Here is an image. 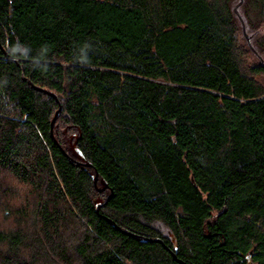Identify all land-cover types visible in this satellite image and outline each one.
Returning a JSON list of instances; mask_svg holds the SVG:
<instances>
[{
	"label": "trees",
	"instance_id": "obj_1",
	"mask_svg": "<svg viewBox=\"0 0 264 264\" xmlns=\"http://www.w3.org/2000/svg\"><path fill=\"white\" fill-rule=\"evenodd\" d=\"M0 264H264V0H0Z\"/></svg>",
	"mask_w": 264,
	"mask_h": 264
},
{
	"label": "water",
	"instance_id": "obj_2",
	"mask_svg": "<svg viewBox=\"0 0 264 264\" xmlns=\"http://www.w3.org/2000/svg\"><path fill=\"white\" fill-rule=\"evenodd\" d=\"M243 30H244V28H243ZM247 41H248V43H249V40H248V38H247ZM39 90V89H38ZM58 115V112L56 113V115H55V117Z\"/></svg>",
	"mask_w": 264,
	"mask_h": 264
}]
</instances>
